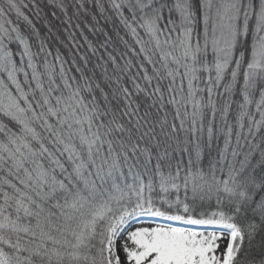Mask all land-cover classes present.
Returning a JSON list of instances; mask_svg holds the SVG:
<instances>
[{
    "label": "snow or ice",
    "instance_id": "1",
    "mask_svg": "<svg viewBox=\"0 0 264 264\" xmlns=\"http://www.w3.org/2000/svg\"><path fill=\"white\" fill-rule=\"evenodd\" d=\"M0 264H264V0H0Z\"/></svg>",
    "mask_w": 264,
    "mask_h": 264
},
{
    "label": "trees",
    "instance_id": "2",
    "mask_svg": "<svg viewBox=\"0 0 264 264\" xmlns=\"http://www.w3.org/2000/svg\"><path fill=\"white\" fill-rule=\"evenodd\" d=\"M52 27H53V33L56 35L63 34L66 36L67 34L63 32V24L59 18H52Z\"/></svg>",
    "mask_w": 264,
    "mask_h": 264
}]
</instances>
